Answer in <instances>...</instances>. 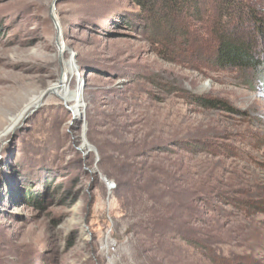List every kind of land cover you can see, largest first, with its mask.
<instances>
[{
  "label": "rangeland",
  "instance_id": "rangeland-1",
  "mask_svg": "<svg viewBox=\"0 0 264 264\" xmlns=\"http://www.w3.org/2000/svg\"><path fill=\"white\" fill-rule=\"evenodd\" d=\"M144 16L0 0V264H264V25L239 18L249 71L216 63L205 25L173 44Z\"/></svg>",
  "mask_w": 264,
  "mask_h": 264
},
{
  "label": "trees",
  "instance_id": "trees-1",
  "mask_svg": "<svg viewBox=\"0 0 264 264\" xmlns=\"http://www.w3.org/2000/svg\"><path fill=\"white\" fill-rule=\"evenodd\" d=\"M131 1L141 9L142 13L146 14L144 18L151 27L155 30L167 32L163 37L164 39L172 41L173 44L178 43V38L185 36L188 33L186 32V34H184L185 30L188 28L190 29L192 25H194V29L198 30L199 27L205 25V30L209 33L212 43L216 44L213 48V53L216 57L215 61L217 64L249 71H257L263 66L262 59L258 52L259 50L256 46L250 41L241 38V35H239V18L243 19L247 24H252L256 27H262L264 25V13L256 6L259 0ZM203 9L209 11V13H206L208 15H203ZM262 34L264 35L263 30ZM199 100L205 107H224V105L217 100H209L206 98H201ZM119 185H121V183H119ZM180 191H183L182 187ZM176 193L177 195L180 194L179 191ZM200 193L199 195H201ZM201 203H203L204 206H206V204L208 205L207 201L202 199L199 200L193 196L186 208L188 209L187 219H190L193 224L202 221L197 217L199 212L204 209ZM229 204L234 207H239V202H229ZM177 206L180 210L182 209L181 198H179ZM148 220L151 225L158 223V218L154 220V218L149 217ZM179 223H181V220ZM185 223L187 222L183 221L181 226L185 225ZM178 225L177 230L180 233H184V229L180 224ZM200 239L202 242L204 241L205 244L210 243L206 237ZM196 241L197 242L194 243L195 246L198 247L200 242L198 239ZM206 256L212 264H232L230 260L225 259L220 249L210 250V253L207 252Z\"/></svg>",
  "mask_w": 264,
  "mask_h": 264
},
{
  "label": "built area",
  "instance_id": "built-area-1",
  "mask_svg": "<svg viewBox=\"0 0 264 264\" xmlns=\"http://www.w3.org/2000/svg\"><path fill=\"white\" fill-rule=\"evenodd\" d=\"M111 187H112V185H111Z\"/></svg>",
  "mask_w": 264,
  "mask_h": 264
}]
</instances>
